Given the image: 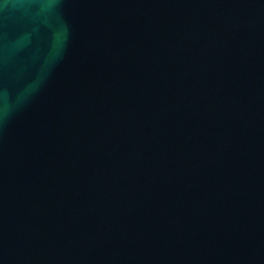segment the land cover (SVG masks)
<instances>
[{
    "label": "water",
    "instance_id": "obj_1",
    "mask_svg": "<svg viewBox=\"0 0 264 264\" xmlns=\"http://www.w3.org/2000/svg\"><path fill=\"white\" fill-rule=\"evenodd\" d=\"M0 264H264V0H0Z\"/></svg>",
    "mask_w": 264,
    "mask_h": 264
}]
</instances>
